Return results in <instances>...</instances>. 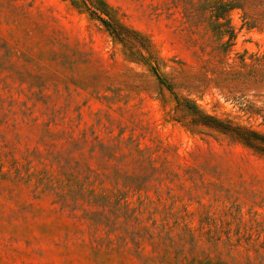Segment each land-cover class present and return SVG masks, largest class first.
<instances>
[{
    "label": "rangeland",
    "instance_id": "374dc122",
    "mask_svg": "<svg viewBox=\"0 0 264 264\" xmlns=\"http://www.w3.org/2000/svg\"><path fill=\"white\" fill-rule=\"evenodd\" d=\"M175 97L264 135V0H0V264H264V156Z\"/></svg>",
    "mask_w": 264,
    "mask_h": 264
},
{
    "label": "trees",
    "instance_id": "16d2710c",
    "mask_svg": "<svg viewBox=\"0 0 264 264\" xmlns=\"http://www.w3.org/2000/svg\"><path fill=\"white\" fill-rule=\"evenodd\" d=\"M97 19H99L102 24L108 25L104 19ZM224 35H228V40H230V38L232 37L230 34ZM152 71L155 74L158 82L167 89H170L169 86L166 84L165 80L158 74L157 69L152 68ZM175 110L180 111L182 114L189 116L190 120L186 124L189 129L202 128L227 135L233 140L251 149L252 151L264 156L263 134L246 128L232 126L227 122L205 114L204 112L199 110V108L191 101L180 100L177 97H175Z\"/></svg>",
    "mask_w": 264,
    "mask_h": 264
}]
</instances>
